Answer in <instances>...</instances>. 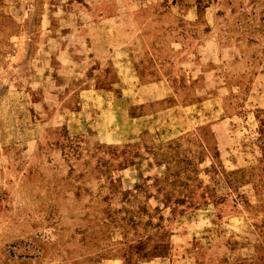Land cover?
<instances>
[{"label": "rangeland", "instance_id": "obj_1", "mask_svg": "<svg viewBox=\"0 0 264 264\" xmlns=\"http://www.w3.org/2000/svg\"><path fill=\"white\" fill-rule=\"evenodd\" d=\"M0 264H264V0H0Z\"/></svg>", "mask_w": 264, "mask_h": 264}]
</instances>
